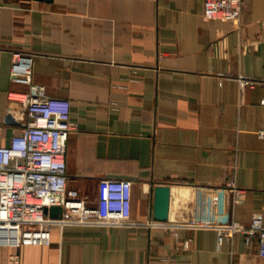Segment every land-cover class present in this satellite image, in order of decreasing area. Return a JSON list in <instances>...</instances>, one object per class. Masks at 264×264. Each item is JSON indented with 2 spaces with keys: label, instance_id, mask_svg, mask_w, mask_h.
I'll return each instance as SVG.
<instances>
[{
  "label": "crops",
  "instance_id": "obj_1",
  "mask_svg": "<svg viewBox=\"0 0 264 264\" xmlns=\"http://www.w3.org/2000/svg\"><path fill=\"white\" fill-rule=\"evenodd\" d=\"M203 10L204 0H0L4 141L24 119L8 100L25 89L11 81L13 54L33 55L34 83L71 101L68 187L93 205L103 181H125L134 222L180 227V240L172 228H54L50 246L0 247V264H264L243 236L219 246L199 228L264 217V0H244L239 25ZM241 77L256 83L242 90ZM185 239L191 249L178 251Z\"/></svg>",
  "mask_w": 264,
  "mask_h": 264
},
{
  "label": "built area",
  "instance_id": "obj_2",
  "mask_svg": "<svg viewBox=\"0 0 264 264\" xmlns=\"http://www.w3.org/2000/svg\"><path fill=\"white\" fill-rule=\"evenodd\" d=\"M244 0H204L203 19L239 25ZM34 56L14 53L11 81L25 87L8 93L9 104L22 112L21 131L4 141L0 125V247H47L52 243L54 228L92 227L124 228L140 226L169 230L172 227L158 221L134 222L128 212V183L108 179L101 183L102 194L95 204L77 190L68 187L67 149L71 132L77 129L72 120L71 101L52 98L46 89L33 80ZM242 90L255 81L241 77ZM112 111H119L116 103ZM264 139V131L259 132ZM226 187L235 196L243 191L235 181ZM62 209L55 218L49 210ZM201 229H214L218 245L225 240L243 236L248 248L257 247L264 258V217L255 215L249 225L230 221L220 225L203 222ZM174 235L180 240L179 229ZM192 240L181 241L177 250L191 249ZM169 259L164 260L165 262Z\"/></svg>",
  "mask_w": 264,
  "mask_h": 264
},
{
  "label": "water",
  "instance_id": "obj_3",
  "mask_svg": "<svg viewBox=\"0 0 264 264\" xmlns=\"http://www.w3.org/2000/svg\"><path fill=\"white\" fill-rule=\"evenodd\" d=\"M42 1V0H39ZM46 2L51 3L53 0H45ZM8 123H14L11 116L7 117ZM170 190L168 187H161L157 190L156 197V206H155V216L159 221H165L168 218L169 204H170ZM47 213H50L52 217H59L62 214V209L59 207H54L49 210H46Z\"/></svg>",
  "mask_w": 264,
  "mask_h": 264
}]
</instances>
